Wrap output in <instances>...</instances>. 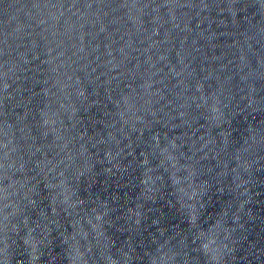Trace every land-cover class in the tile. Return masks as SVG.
<instances>
[{"label":"water","instance_id":"1","mask_svg":"<svg viewBox=\"0 0 264 264\" xmlns=\"http://www.w3.org/2000/svg\"><path fill=\"white\" fill-rule=\"evenodd\" d=\"M0 264H264V0H0Z\"/></svg>","mask_w":264,"mask_h":264}]
</instances>
